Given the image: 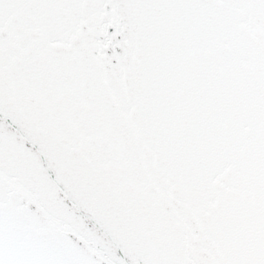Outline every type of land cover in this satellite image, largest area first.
Returning <instances> with one entry per match:
<instances>
[{"label": "snow or ice", "instance_id": "obj_1", "mask_svg": "<svg viewBox=\"0 0 264 264\" xmlns=\"http://www.w3.org/2000/svg\"><path fill=\"white\" fill-rule=\"evenodd\" d=\"M0 264H264V0H0Z\"/></svg>", "mask_w": 264, "mask_h": 264}]
</instances>
